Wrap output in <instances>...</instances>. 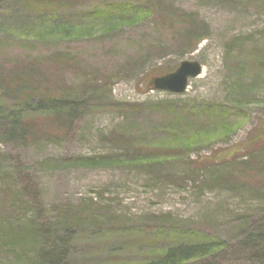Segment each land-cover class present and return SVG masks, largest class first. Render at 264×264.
I'll list each match as a JSON object with an SVG mask.
<instances>
[{
  "label": "rangeland",
  "instance_id": "rangeland-1",
  "mask_svg": "<svg viewBox=\"0 0 264 264\" xmlns=\"http://www.w3.org/2000/svg\"><path fill=\"white\" fill-rule=\"evenodd\" d=\"M49 20L97 29L31 38ZM184 60L201 72L182 93L152 87ZM29 93L79 101L71 116L27 109V141L0 139V225L16 224L0 264L52 247L69 264H144L203 240L222 249L184 264H264L243 239L264 216V0H0L2 104Z\"/></svg>",
  "mask_w": 264,
  "mask_h": 264
},
{
  "label": "trees",
  "instance_id": "trees-1",
  "mask_svg": "<svg viewBox=\"0 0 264 264\" xmlns=\"http://www.w3.org/2000/svg\"><path fill=\"white\" fill-rule=\"evenodd\" d=\"M103 12V11H102ZM103 15L105 16L104 19H111L112 15L106 14L103 12ZM112 24L114 28H119L121 24L117 23H110L107 24V26L102 27L101 30L102 33H106V30L113 29ZM190 25L192 26L189 31L184 36L187 35H193L195 37L194 41L191 42L192 45H195V42L199 39V35L196 33V24L194 22H190ZM92 24L91 25H82L79 24H68L61 20H49V21H43L39 26H34L33 30L35 32H32L31 38H35L39 42L47 40L48 37L53 38H69V37H76V38H83V37H90L96 33V31H93L94 29ZM97 29V27H96ZM33 71V69L30 68H23L21 70V75L23 77L27 76L28 73L30 74ZM6 81V80H5ZM35 84L40 85L41 83L37 82ZM36 87L33 82L30 83L28 89L31 91L33 88ZM36 94H26L23 96L22 100L25 98L32 99V102H25L21 105H14L11 104V106H4L2 104L1 99H3L1 96L0 98V139L2 141H11L20 139L21 143H24L27 141V135H30L27 126L23 124V120L20 115L22 113L28 110H31L32 112L38 113L40 115L49 114V112L53 109V113H59L62 111V114H65L66 116L74 115L73 113V104H76L79 100L71 99L70 97H64V98H57V97H49L48 95L41 94L37 97ZM22 96V93H18V95L15 98H20ZM15 101V100H14ZM70 119V117H68ZM107 162L104 159H96V158H87L81 161L79 164L86 166V167H97L102 166L106 164ZM58 223V222H57ZM261 223V224H260ZM260 224L254 230L250 232H244L243 239L245 241V246L250 245L251 247L258 248L251 250L250 258L252 260L257 261H263L264 262V216L261 218V221L258 223ZM257 224V225H258ZM16 226L15 222H12V225L6 224V225H0V239L4 238L6 235H2L4 233V230H8L6 233L7 235H13V229ZM25 230V229H24ZM27 230V229H26ZM22 233V232H21ZM16 239V238H15ZM13 239V242L15 241ZM24 246H26L25 240H23ZM63 240H58L56 245H63ZM220 246V247H219ZM217 242L213 240H203L199 241L197 243L195 242H188L180 244L176 247H170L167 248L162 255L157 256L156 258H153L152 260H148L144 264H184L188 261L196 260V259H204L208 258L210 255H212L215 251L222 249L221 246ZM53 249V250H52ZM60 250V249H59ZM42 252L41 258L38 257L40 253ZM60 251H58L57 248H51V249H44L42 248H36L33 253V261L34 263L39 262V264H57V262H60L61 264H69V262L61 261V255ZM37 259V261H36ZM43 262H41V261ZM59 264V263H58Z\"/></svg>",
  "mask_w": 264,
  "mask_h": 264
},
{
  "label": "water",
  "instance_id": "water-1",
  "mask_svg": "<svg viewBox=\"0 0 264 264\" xmlns=\"http://www.w3.org/2000/svg\"><path fill=\"white\" fill-rule=\"evenodd\" d=\"M201 72V65L197 61L184 60L177 68L167 74L154 77L152 87L157 90H164L170 93H182L189 78L196 77Z\"/></svg>",
  "mask_w": 264,
  "mask_h": 264
}]
</instances>
